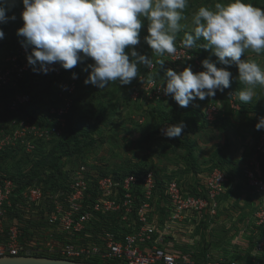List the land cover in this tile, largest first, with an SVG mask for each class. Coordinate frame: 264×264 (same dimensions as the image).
Here are the masks:
<instances>
[{
    "label": "built area",
    "instance_id": "2783aa9c",
    "mask_svg": "<svg viewBox=\"0 0 264 264\" xmlns=\"http://www.w3.org/2000/svg\"><path fill=\"white\" fill-rule=\"evenodd\" d=\"M176 48V53L167 57L172 64L198 61L191 48L182 43ZM28 54L30 48L19 42L13 53L1 60L0 88L17 87L26 78L31 71ZM152 62L153 66L139 75L132 98L164 97L158 90L161 81L155 76L158 65ZM52 67L47 74L62 73L58 63ZM75 83L72 77L58 81L55 95L61 104L46 113L44 124L13 116L29 101L26 92H14L8 99V120L0 123V153L17 148L31 152L39 141L58 137L66 127L63 119ZM216 110L208 106L204 113L210 118ZM256 156L245 173L246 182L259 198L252 215L254 243L249 253L219 258L206 254L198 259L193 250L175 249L180 243L173 235L180 223L216 213L227 180L219 167L207 172L201 193H192L182 187L181 180L156 177L152 170L115 175L79 163L67 169L68 176L56 188L0 174V257L33 255L88 262L96 257L113 264H261L256 254H264V131Z\"/></svg>",
    "mask_w": 264,
    "mask_h": 264
},
{
    "label": "rangeland",
    "instance_id": "374dc122",
    "mask_svg": "<svg viewBox=\"0 0 264 264\" xmlns=\"http://www.w3.org/2000/svg\"><path fill=\"white\" fill-rule=\"evenodd\" d=\"M216 2L219 0H188L186 19L181 21L183 28L177 34L176 46L181 43L184 32L193 31L191 20L198 8L214 7ZM246 2L264 9V0ZM22 11L21 0H16L15 6L6 11L7 17L15 15L16 19H9L0 24V30L5 34L4 38L0 39V63L3 58L13 53L23 38L17 35V29L23 26ZM146 25L147 22L140 30L141 42L135 47L142 54L148 55L152 61L165 60L163 68L160 67V72L157 73L158 80L161 81L165 69L168 68L179 73L185 67L191 66L192 71L196 73L204 70L201 66L202 60L207 58L212 62L216 61L211 50L205 49L198 61L189 64H172L171 60L167 59L169 54L156 57L144 41L147 35ZM241 59L254 60L264 69V52L257 54L246 50ZM90 63V58L78 63L76 67L67 70L63 78H70L73 73L77 76L71 105L63 120L71 123L82 117L85 122L95 125L88 130L87 135L81 137V152L71 156L62 155L53 165L39 166L36 162L40 156L34 154L35 150L26 152L22 148L9 149V155L0 160V173L11 176L24 173L28 174L32 181L39 182L57 169L65 171L79 163H87L94 171L108 173L149 169L161 178L181 180L182 187L192 193H201L207 172L219 167L227 180L216 213L202 220L191 221L187 228L180 226L177 234L180 233L181 237L176 234L173 237L176 242L177 239L180 240L182 245L174 248L193 250L197 257L210 254L211 257L219 258L241 251L249 253L252 215L259 198L246 182L245 173L256 162V146L260 134L264 131H258L254 127L258 119L264 117V87L255 88L250 103L241 102L238 92L245 85L239 81L237 68L233 65L228 69L234 77L228 89L203 101L197 99L187 108H182L166 96L155 100L132 98L131 93L138 78L126 86H121L118 81L110 82L103 90L91 84L85 85L84 80L90 69H83ZM216 66L224 67L218 63ZM145 69L144 65H138L139 75L144 73ZM48 81L42 80L38 86L40 89L47 88L35 109L41 118L61 104V100L55 95L58 82L52 80V86L46 87ZM208 106L217 108L210 118L204 113ZM181 121L187 127L180 137L167 139L161 134V129ZM179 140L191 144L193 161L187 160L186 149L179 145ZM53 143L47 139L42 144L48 150L55 144ZM61 150L60 148L57 155H60ZM26 154L29 155L28 158L25 157ZM256 257L264 264V254H256ZM88 260L97 264H112L96 257Z\"/></svg>",
    "mask_w": 264,
    "mask_h": 264
},
{
    "label": "clouds",
    "instance_id": "9594fccd",
    "mask_svg": "<svg viewBox=\"0 0 264 264\" xmlns=\"http://www.w3.org/2000/svg\"><path fill=\"white\" fill-rule=\"evenodd\" d=\"M16 0H0V24L15 15L6 16ZM23 26L17 35L24 38L22 46L30 48L27 63L34 72L47 74L59 64L72 69L90 58L84 71L90 72L85 85L103 90L110 82L129 85L141 78L138 65L149 68L153 62L135 46L140 44V30L146 25L144 41L156 57L175 54L177 34L188 0H21ZM191 33L184 32L182 46L211 50L216 61H201L203 71L194 73L191 66L177 73L165 69L158 90L180 107L215 97L231 85L234 78L228 69L235 65L239 81L245 85L238 99L250 103L257 86L264 87V69L254 60H242L246 50L264 52V9L246 0H219L214 7L201 6L192 16ZM0 30V39L4 38ZM203 43H200V41ZM190 58V57H189ZM165 60L156 64L163 68ZM224 67H217L216 64ZM157 76V72L155 73ZM72 78L76 79L75 73ZM156 85V79L152 81ZM187 125L181 121L161 129L167 139L181 136ZM264 130V117L254 125Z\"/></svg>",
    "mask_w": 264,
    "mask_h": 264
},
{
    "label": "trees",
    "instance_id": "16d2710c",
    "mask_svg": "<svg viewBox=\"0 0 264 264\" xmlns=\"http://www.w3.org/2000/svg\"><path fill=\"white\" fill-rule=\"evenodd\" d=\"M23 40L24 38H22L20 42H23ZM200 43H203V41L201 40ZM203 50L204 49L202 48H191L190 52L196 54L198 58H201ZM177 63H188L189 64V63H192V61H178L176 62V64ZM67 70L69 69L63 68L62 73L59 75L45 74L42 76L38 72H34L31 67L30 73L26 75V78L23 81H20V83H18L17 87L0 88V123H4L5 121L8 120V116L10 114L8 99L10 98V96L16 91H22V92H26L29 95V101L26 102L24 105L20 106L16 112V115H13V116L22 114V115L29 117L33 122L37 124H44L46 121L44 120V118L46 117V114L43 115L41 118L36 114L35 109H36L37 104L41 101V97L45 93L47 88L40 89L38 86H40L42 80H46V79L49 80L46 87L52 86L53 84L52 80H54L55 83L58 82L60 79L64 78V74ZM156 70L157 72H160V67L158 66ZM94 127H95L94 124L85 122L82 119V117H78L77 119H75V121L71 123H68L66 121V127L64 128L62 133L58 137L51 139V142L55 143V144L53 143L54 145H52V147H49V149L46 150V148L43 147V144H42L45 141L38 142L37 147L34 151V154L35 155L37 154L38 156H40V159L36 162V165H39V166H45L48 164L53 165L62 155L71 156L75 153L81 152L82 147H83V141L81 137L87 135L88 130ZM178 143L180 146L186 149L187 160L193 161L194 155H193L191 144L184 143L182 140H179ZM60 148L62 149L61 153H59L60 155H57ZM7 155H9L7 151L0 153V160L6 157ZM25 157L28 158L29 155L26 154ZM146 170H149V169H141L140 171H132V170L129 171L128 170L125 172H113V174L124 175L127 173L143 172ZM262 170L264 174V164L262 165ZM68 173H69L68 170L63 171L61 169H57L50 176L39 181V183H42L43 185H46L49 183L51 187L56 188L57 186H59V181H62L63 179H65V177L68 176ZM3 174H6V173H3ZM6 175L9 177L15 178L17 180L25 179V181L28 183L32 182L31 178L27 176L28 174L19 173V174H15L14 176H11L10 174L9 175L6 174ZM156 177H159V176L156 175ZM253 243H254V240L251 239L250 240L251 247L253 246ZM235 256H237V254ZM199 258L201 257H198V259Z\"/></svg>",
    "mask_w": 264,
    "mask_h": 264
},
{
    "label": "water",
    "instance_id": "95a60500",
    "mask_svg": "<svg viewBox=\"0 0 264 264\" xmlns=\"http://www.w3.org/2000/svg\"><path fill=\"white\" fill-rule=\"evenodd\" d=\"M0 264H97L88 261H74L47 256L19 255L0 257Z\"/></svg>",
    "mask_w": 264,
    "mask_h": 264
},
{
    "label": "crops",
    "instance_id": "0c3cea01",
    "mask_svg": "<svg viewBox=\"0 0 264 264\" xmlns=\"http://www.w3.org/2000/svg\"><path fill=\"white\" fill-rule=\"evenodd\" d=\"M189 223L191 224V221H186V222H184V223L182 222V223L179 224V227L181 226V228H187L186 226H189ZM177 233H178L177 231L174 232V234H176V235H178L179 237H181L180 233H179V234H177ZM176 238H178V237H176ZM177 242L180 243L181 241L177 239ZM181 245H182V244L180 243V246H181ZM183 246H184V245H183Z\"/></svg>",
    "mask_w": 264,
    "mask_h": 264
}]
</instances>
